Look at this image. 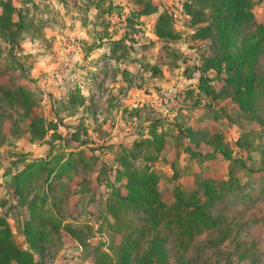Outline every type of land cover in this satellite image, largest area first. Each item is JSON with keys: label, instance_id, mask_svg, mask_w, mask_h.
<instances>
[{"label": "rangeland", "instance_id": "obj_1", "mask_svg": "<svg viewBox=\"0 0 264 264\" xmlns=\"http://www.w3.org/2000/svg\"><path fill=\"white\" fill-rule=\"evenodd\" d=\"M12 1L23 28L10 41L0 36V216L17 244L33 252L37 264H96L97 249L112 255L121 236L111 230L106 203L114 188L126 184L118 180L121 159L133 154V166L157 173L168 204L177 188L196 191L202 181L229 179L231 170L248 195L229 200L225 242L208 233L188 251L170 244V264L178 256L190 264H264V104L253 118L230 96L199 94L200 66L211 42L191 39L184 7L189 0H146L158 13L144 16L137 0ZM253 2L264 24V0ZM164 12L173 16L176 41L156 36ZM259 64L264 71V58ZM211 85L221 91L224 83ZM18 89L31 93L36 114L46 121L41 140L32 139L30 118L2 92ZM158 142L164 144L160 150ZM213 143L247 168L215 152ZM42 159L75 166L62 178L44 174L29 184L48 191L51 205L55 198L53 213L63 226L81 230L84 244L63 228L40 253L24 235L27 200L35 190L18 195L15 176Z\"/></svg>", "mask_w": 264, "mask_h": 264}, {"label": "trees", "instance_id": "obj_2", "mask_svg": "<svg viewBox=\"0 0 264 264\" xmlns=\"http://www.w3.org/2000/svg\"><path fill=\"white\" fill-rule=\"evenodd\" d=\"M137 3L144 6L140 16L158 13L150 1L137 0ZM0 7V36L10 41L19 34L23 25L21 20L16 19L18 9L12 0H0ZM184 7L190 17V26L194 28L191 39L211 42V53L204 56L200 66L199 94L213 100L230 96L242 112L259 118L264 104V71L259 69L260 60L264 58V24L257 21L253 0H189ZM155 31L159 39L167 42L180 38L173 16L168 12L158 15ZM210 73L215 75L212 77ZM213 82L224 83L223 89L215 90L211 85ZM2 92L30 118L32 139H43L48 126L36 114L38 104L31 93L23 89ZM143 143L153 144L152 141ZM163 145L158 142L155 146L160 150ZM212 145L215 152L222 153L229 161L235 164L241 162L221 148V143ZM188 151L195 157L198 155L192 149ZM131 157L135 158L133 154ZM131 157L121 159L124 171L119 173L118 180H125L126 184L114 188L106 203L108 214L114 220L111 230L121 236V241L113 247L112 255L97 249L94 252L96 264H170V244L188 251L198 237L208 233L218 236L216 242H225L229 228L226 215L229 200L240 202L248 197L240 192V180L232 170L229 179L202 181L196 191L184 192L177 188L175 202L168 204L159 190L157 173L149 168H136L130 162ZM207 157L214 159L216 154ZM62 161L58 160L56 165L51 166L43 159L36 160L15 176L18 195H22L25 188L35 190L33 198L27 200L30 220L24 224V235L30 246L40 253L48 248V243L63 228L79 242H85L81 230L71 224L63 226L53 213L51 206L55 198L51 205L48 203V191L29 184L44 174L48 179L62 178L75 168L71 161ZM241 164L244 169L247 168L244 162ZM52 188V184L48 186V190ZM0 264H37L34 253L17 244L10 223L1 216ZM176 264L190 263L184 256H178Z\"/></svg>", "mask_w": 264, "mask_h": 264}]
</instances>
